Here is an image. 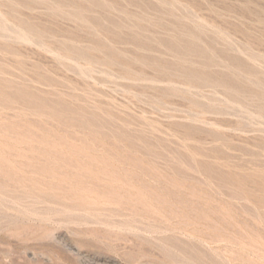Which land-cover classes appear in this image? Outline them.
I'll use <instances>...</instances> for the list:
<instances>
[{
    "label": "rangeland",
    "instance_id": "1",
    "mask_svg": "<svg viewBox=\"0 0 264 264\" xmlns=\"http://www.w3.org/2000/svg\"><path fill=\"white\" fill-rule=\"evenodd\" d=\"M87 1L0 0V264H264V0Z\"/></svg>",
    "mask_w": 264,
    "mask_h": 264
},
{
    "label": "bare ground",
    "instance_id": "2",
    "mask_svg": "<svg viewBox=\"0 0 264 264\" xmlns=\"http://www.w3.org/2000/svg\"><path fill=\"white\" fill-rule=\"evenodd\" d=\"M88 1H89V0H88ZM88 1H87V2H88ZM39 2H40V1H39ZM79 2H80V1H79ZM88 3H89V2H88ZM77 4H78V3H77ZM80 4H81V3H80ZM85 4H86V3H85ZM102 4H103V3H102ZM81 5H83V4H81ZM86 6H87V5H86ZM102 6H103V5H102ZM105 6H106V5H105ZM59 7H60V6H59ZM92 7H93V6H92ZM107 7H108V6H107ZM51 8H52V7H51ZM55 8H56V7H55ZM100 8H101V7H100ZM53 9H54V8H53ZM53 9H52V10H53ZM59 9H60V8H59ZM92 9H93V8H92ZM54 11H57V9L54 10ZM69 12H70V11H69ZM75 12H76V11H75ZM79 12H80V11H79ZM51 13H52V12H51ZM82 13H83V12H82ZM86 13H87V12H86ZM60 14H62V13H60ZM60 14H59V15H60ZM71 14H72V13H71ZM83 14H84V13H83ZM55 15H56V13H55ZM68 16H69V15H68ZM72 16H73V14H72ZM80 16H81V15H80ZM63 17H64V16H63ZM73 18H75V17H73ZM82 18H83V17H82ZM71 19H72V18H71ZM83 21H84V19H83ZM75 22H76V21H75ZM77 23H78V21H77ZM85 23H86V22H85ZM85 23H84V24H85ZM87 23H88V22H87ZM84 24H83V25H84ZM116 25H117V24H116ZM81 26H82V25H81ZM30 28H31V27H30ZM29 30H31V29H29ZM29 30H28V31H29ZM187 30H188V29H187ZM20 31H21V30H20ZM20 31H19V32H20ZM22 31H24V30H22ZM32 31H33V30H32ZM34 31H35V29H34ZM24 33L26 34V31H24ZM29 33H34V32H30V31H29ZM183 33H184V32H183ZM20 34H21V33H20ZM20 34L18 33V35H19V36H17L18 38H20ZM22 34H23V32H22ZM36 34H37V33H36ZM135 34H136V33H135ZM190 34H191V33H190ZM39 35H40V33H39ZM39 35H37V36H39ZM21 36L23 37L24 34L21 35ZM31 36H32V34H31ZM34 36H35V35H34ZM22 37H21V38H22ZM137 37H138V36H137ZM172 37H173V36H172ZM187 37H188V36H187ZM21 38H20V39H21ZM24 38H25V37H24ZM30 38H31V37H30ZM39 38H40V37H39ZM192 38H193V37H192ZM197 38H198V37H197ZM22 39H23V38H22ZM27 40H28V39H27ZM197 40H198V39H197ZM183 41H184V40H183ZM176 43H177V42H176ZM190 43H191V42H190ZM166 44H168V42H167ZM193 44H194V43H193ZM196 44H197V43H196ZM64 46H65V45H64ZM169 46H170V45H169ZM196 46H197V45H196ZM171 47H172V46H171ZM179 47H180V46H179ZM186 47H187V46H186ZM190 47H191V46H190ZM45 49H46V48H45ZM48 49H49V48H48ZM176 49H177V48H176ZM197 49H198V48H197ZM65 50H66V49H65ZM67 50H68V49H67ZM79 50H81V49H79ZM202 50H203V49H202ZM111 51H112V50H111ZM165 51H166V50H165ZM186 51H187V50H186ZM198 51H200V49H199ZM69 52H70V50H69ZM76 52H77V51H76ZM76 52L74 51V53H76ZM79 52L81 53V51H79ZM79 52H78V54H79ZM177 52H179V51H177ZM191 52H194V51L191 50ZM200 52H201V51H200ZM208 52H209V51H208ZM71 53H72V52H71ZM114 53H115V52H114ZM60 55H61V54H60ZM79 55H80V54H79ZM79 55H77V56H79ZM112 56H113V55H112ZM187 56H188V55H187ZM209 56H210V55H209ZM213 56H214V55H213ZM213 56H212V57H213ZM182 57H183V56H182ZM188 57H189V56H188ZM214 57H215V56H214ZM79 58H80V57H79ZM82 58H83V57H82ZM210 58H211V57H210ZM110 59H111V58H110ZM213 59H214V58H213ZM214 60H215V59H214ZM110 61H111V60H110ZM112 61H113V59H112ZM185 62H186V61H185ZM205 62H206V61H205ZM210 66H211V65H210ZM196 71H197V70H196ZM197 73H198V72H197ZM191 74H192V73H191ZM199 75H200V74H199ZM197 76H198V75H197ZM194 77H195V76H194ZM204 77H205V76H204ZM243 77H244V76H243ZM195 78H197V77H195ZM205 78H206V77H205ZM185 79H186V78H185ZM212 79H213V78H212ZM195 80H196V79H195ZM198 80H200V79H198ZM201 81H202V80H201ZM191 82H192V81H191ZM219 82H220V81H219ZM235 82H236V81H235ZM235 82H234V83H235ZM232 83H233V82H232ZM198 84H199V83H198ZM203 84H204V83H203ZM219 84H220V83H219ZM238 86H239V85H238ZM217 87H218V86H217ZM234 91H235V90H234ZM235 92H236V91H235ZM258 102H259V101H258ZM39 104H40V103H39ZM42 104H43V103H41V105H42Z\"/></svg>",
    "mask_w": 264,
    "mask_h": 264
}]
</instances>
